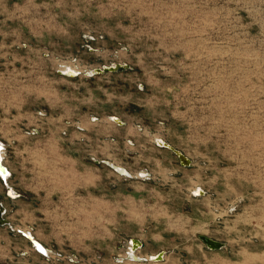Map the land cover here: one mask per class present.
I'll return each mask as SVG.
<instances>
[{
    "label": "rangeland",
    "instance_id": "obj_1",
    "mask_svg": "<svg viewBox=\"0 0 264 264\" xmlns=\"http://www.w3.org/2000/svg\"><path fill=\"white\" fill-rule=\"evenodd\" d=\"M0 139V264H264V0H0Z\"/></svg>",
    "mask_w": 264,
    "mask_h": 264
},
{
    "label": "water",
    "instance_id": "obj_2",
    "mask_svg": "<svg viewBox=\"0 0 264 264\" xmlns=\"http://www.w3.org/2000/svg\"><path fill=\"white\" fill-rule=\"evenodd\" d=\"M126 68V65H122V64H115V65H111V66H103L101 68H96L94 69L92 72H88L89 75H93V74H97V73H102V72H112V71H118V70H122ZM62 74H65V75H70V76H76L78 75V72L72 70V69H69L66 70V71H61ZM114 120L117 121L118 118L114 117ZM118 122V121H117ZM120 122V121H119ZM160 142V141H159ZM160 145L161 146H164V147H168L170 148L171 150H173L181 164L183 165H190L191 164V161L190 159L180 150L172 147L169 143L167 142H160ZM4 148V144L0 141V151H2ZM107 164H109L116 172H118L119 174L121 175H124V176H128V177H132V174L126 169L123 167V169H125L127 172H123V171H120L118 169L117 166H115L114 164H110L109 162L106 161ZM6 168V166H2L0 164V170H4ZM0 175L1 177L3 178V180L6 182V178L3 174H1L0 172ZM142 175H146V174H142ZM6 209L5 207L0 204V225H7V224H10V221L4 217V213H5ZM22 233L28 237L30 239V241L34 244V246H37V245H40V242H38V240L34 239L33 236H31V234L29 232L31 231H23L21 230ZM200 239L210 248V249H221L225 246V243L223 242H219L205 234H200L199 235ZM136 241H139L140 242V245H138L137 247L134 245V242ZM142 246V242L140 239H136V238H133L131 239V246H130V250L128 251V256H127V259H132L134 261H147L148 259L145 258V257H141V256H136L134 253H136V250H138L140 247ZM36 249L40 252H42L43 254L47 255L48 253L47 252H44V251H41L38 247H36ZM164 251L156 254L155 257H151L152 260H155V261H159V260H162L163 257H164Z\"/></svg>",
    "mask_w": 264,
    "mask_h": 264
},
{
    "label": "bare ground",
    "instance_id": "obj_3",
    "mask_svg": "<svg viewBox=\"0 0 264 264\" xmlns=\"http://www.w3.org/2000/svg\"><path fill=\"white\" fill-rule=\"evenodd\" d=\"M69 69L70 68H68L67 70L69 71ZM75 70V69H74ZM75 72H76V70H75ZM160 142H162L163 143V141H161L160 140ZM0 164L2 165V166H6L5 165V163H4V161H3V155H2V151H0ZM115 166H117V165H115ZM118 167V169L120 170V171H123V172H127L125 169H123V167H120V166H117ZM0 172H1V174H3L4 176H5V178L7 179L8 178V175H9V169H8V167L6 166V168L4 169V170H0ZM11 193H14L12 190H11ZM5 217V216H4ZM6 218V217H5ZM26 232H28V231H26ZM30 234H31V236H33V238L34 239H36V237L32 234V232H29ZM36 240H38V239H36ZM38 242H40L39 240H38ZM33 244V243H32ZM34 245V244H33ZM134 245L137 247L138 245H140V242L139 241H136V242H134ZM35 248L36 247H38L41 251H44V252H47L48 254H49V251H48V249L46 248V246H44V244H42L41 242H40V245H37V246H34ZM135 254V253H134ZM136 255V254H135ZM137 256V255H136ZM156 255H154V257H155Z\"/></svg>",
    "mask_w": 264,
    "mask_h": 264
},
{
    "label": "crops",
    "instance_id": "obj_4",
    "mask_svg": "<svg viewBox=\"0 0 264 264\" xmlns=\"http://www.w3.org/2000/svg\"><path fill=\"white\" fill-rule=\"evenodd\" d=\"M116 123H118L117 121H116ZM0 141H1V139H0ZM5 162V161H4ZM6 163V162H5ZM7 167H8V165H7ZM9 169H10V167H8ZM11 170V169H10ZM6 185V184H5ZM2 189H4V183H3V181H2V179H0V192H2L3 190ZM10 189V191L12 190L14 193H10L9 195L12 197V200L13 201H18V199H20V197H22L23 196V194L22 193H20L19 192V190H18V188H15L14 186H9V184H8V189L7 190H9ZM8 192V191H7ZM1 199V198H0ZM2 203H3V205L6 207V210H7V206H6V203L4 202V201H1ZM7 217V216H6ZM8 218V217H7ZM9 221H10V219H9ZM10 224H11V221H10ZM48 251H49V249H48ZM160 252V251H159ZM156 254H158V252L156 253ZM149 260V259H148ZM147 260V261H148ZM152 260V259H151ZM134 261V260H133ZM121 262H123L122 260H121ZM136 262H144V261H136Z\"/></svg>",
    "mask_w": 264,
    "mask_h": 264
},
{
    "label": "flooded vegetation",
    "instance_id": "obj_5",
    "mask_svg": "<svg viewBox=\"0 0 264 264\" xmlns=\"http://www.w3.org/2000/svg\"><path fill=\"white\" fill-rule=\"evenodd\" d=\"M11 175V174H10ZM10 175H8V178L10 177ZM0 177H1V175H0ZM2 178V177H1ZM2 180H3V178H2ZM4 181V180H3ZM4 183L8 186V181L6 180V182L4 181ZM11 193V191H10V189L8 190V194H10ZM12 194V193H11ZM0 204H2L3 205V203L0 201ZM4 206V205H3ZM5 207V206H4ZM5 209H6V207H5ZM6 214H7V210L5 211V213H4V216L6 217ZM7 218V217H6ZM8 219V218H7ZM9 220V219H8ZM0 226H3V225H0ZM130 246H131V243H130ZM129 250H130V247H129ZM128 250V251H129ZM128 251H127V254H128Z\"/></svg>",
    "mask_w": 264,
    "mask_h": 264
}]
</instances>
